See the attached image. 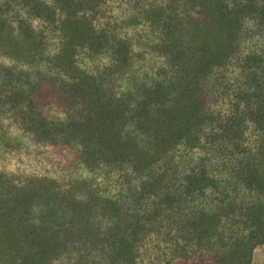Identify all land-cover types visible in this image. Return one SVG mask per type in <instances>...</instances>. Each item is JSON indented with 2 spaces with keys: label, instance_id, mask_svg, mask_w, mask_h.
<instances>
[{
  "label": "trees",
  "instance_id": "1",
  "mask_svg": "<svg viewBox=\"0 0 264 264\" xmlns=\"http://www.w3.org/2000/svg\"><path fill=\"white\" fill-rule=\"evenodd\" d=\"M14 1L33 20L17 27L7 14ZM106 2L0 0V52L29 59L39 50L48 70L0 64V155L14 140L3 128L12 110L43 140H77L82 167L125 182L116 197L91 182L79 192L0 174V264H144L154 241L169 249L160 264H252L264 245V0H161L140 10L130 23H146L148 36L137 43L164 78L137 91L111 82L129 81L143 53L119 36L122 24L101 23ZM38 21L57 40L49 54ZM105 52L113 59L103 71L81 67V55ZM231 68L242 83L224 112ZM47 107L70 117L47 120ZM248 123L259 130L254 147ZM181 149L205 156L175 178L166 162Z\"/></svg>",
  "mask_w": 264,
  "mask_h": 264
},
{
  "label": "rangeland",
  "instance_id": "2",
  "mask_svg": "<svg viewBox=\"0 0 264 264\" xmlns=\"http://www.w3.org/2000/svg\"><path fill=\"white\" fill-rule=\"evenodd\" d=\"M161 0H107L104 3L103 13L100 15L99 20L101 23H112L113 25L122 24L124 27L119 28V36L126 37L132 40L136 44L135 49L137 53L141 52V49L138 45L139 35H145L146 32V23L142 22L140 27H133L130 23V20L138 12L145 10L151 4ZM12 9L7 12L9 18L15 22V24L20 26V22L23 20H33L29 14H26V9L22 8L18 2L14 1L11 3ZM142 13V12H141ZM139 18L134 17V22H138ZM133 22V24H134ZM34 26L38 29H45V36L50 37V42L47 41L48 54L50 51H54L57 45V40L52 36V28H48L46 24L41 21L35 22ZM51 29V30H50ZM154 35H151L150 38H153ZM49 42V43H48ZM245 51H250L255 48L254 41L253 43H248V46H244ZM39 53V50L36 51ZM36 53H31L29 59L24 58H12V55L5 53V51L0 52V64L5 66H12L18 70L28 71L32 76L37 75L41 70L48 71L47 68L41 65V61L36 58ZM87 53V52H85ZM142 56L135 58V75L132 77L128 75L129 81L126 79H120L115 77L111 82L114 83V87L117 90L127 88L129 90L137 91L141 81H151L152 78H164V72L160 70V65H157L153 54L150 51L141 52ZM82 54V53H80ZM89 54V53H88ZM92 58L88 57L89 55H81L83 69H88L90 73L101 72L104 68H107L112 61L113 57L110 53L105 52V54L92 55ZM97 72V73H98ZM238 69L231 68L228 72L227 82L231 88V93L228 92L227 95L220 94L219 99L223 101L221 109L225 112L230 109L228 105L230 102L237 98L238 87H241V79L238 77ZM137 87V88H136ZM25 111V110H24ZM3 128L12 133L14 140L10 143L9 147H5L4 151L0 155V174L8 175L12 177L14 181L19 184H26L28 180L31 179H52L57 184H60L62 187H71L74 190L79 192L83 190L81 184L83 182H91L96 192H102L104 195L116 196L120 192V185L125 184L124 180L120 175H117L111 169L98 170L96 172H90L86 168L82 167L79 160L80 151L77 149V140H72L68 138L62 139L61 136L55 138L54 141H46L38 137L36 133H33L30 130V125L22 121V115L19 112V116L10 110L7 112ZM47 120L51 119L59 120L57 124L64 123L69 116L68 112L63 110H51L48 113V107L46 109ZM247 138L246 143L248 146L254 147L258 143L259 130L256 127L247 124ZM131 128H128L130 130ZM139 136H141L139 134ZM141 140V144H145L146 141ZM187 149H181L177 156L172 158L170 161H167V168L172 172L170 175L175 176V178H180L185 169L192 164L193 160L196 158L205 156L201 152H188ZM196 162V161H195ZM135 180V181H134ZM132 181L136 182L138 185V179L133 176ZM169 253L168 246L159 243L151 242L146 247V251L143 253V258L145 259L144 264H160L166 260L167 254ZM156 262V263H155ZM57 264H68L65 261L58 262ZM252 264H264V245L259 246L253 254Z\"/></svg>",
  "mask_w": 264,
  "mask_h": 264
}]
</instances>
